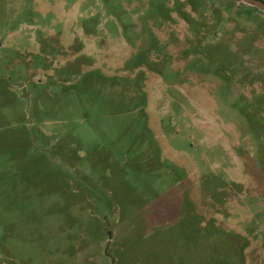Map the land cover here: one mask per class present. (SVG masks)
<instances>
[{"label": "rangeland", "instance_id": "rangeland-1", "mask_svg": "<svg viewBox=\"0 0 264 264\" xmlns=\"http://www.w3.org/2000/svg\"><path fill=\"white\" fill-rule=\"evenodd\" d=\"M0 264H264V14L0 0Z\"/></svg>", "mask_w": 264, "mask_h": 264}, {"label": "water", "instance_id": "water-1", "mask_svg": "<svg viewBox=\"0 0 264 264\" xmlns=\"http://www.w3.org/2000/svg\"><path fill=\"white\" fill-rule=\"evenodd\" d=\"M241 3L251 6L264 14V1L263 0H239Z\"/></svg>", "mask_w": 264, "mask_h": 264}, {"label": "trees", "instance_id": "trees-1", "mask_svg": "<svg viewBox=\"0 0 264 264\" xmlns=\"http://www.w3.org/2000/svg\"><path fill=\"white\" fill-rule=\"evenodd\" d=\"M264 1V0H263Z\"/></svg>", "mask_w": 264, "mask_h": 264}]
</instances>
